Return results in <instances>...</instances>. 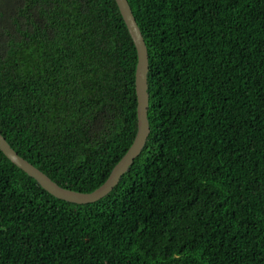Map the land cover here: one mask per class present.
<instances>
[{
    "label": "trees",
    "instance_id": "trees-1",
    "mask_svg": "<svg viewBox=\"0 0 264 264\" xmlns=\"http://www.w3.org/2000/svg\"><path fill=\"white\" fill-rule=\"evenodd\" d=\"M148 135L116 186L59 201L0 153V264H264V0H126ZM113 0H0V136L90 193L136 129Z\"/></svg>",
    "mask_w": 264,
    "mask_h": 264
},
{
    "label": "water",
    "instance_id": "water-1",
    "mask_svg": "<svg viewBox=\"0 0 264 264\" xmlns=\"http://www.w3.org/2000/svg\"><path fill=\"white\" fill-rule=\"evenodd\" d=\"M118 14L125 27L127 35L133 45L136 62L133 73V88L135 95V121L136 129L133 140L121 156L119 161L112 167L105 181L90 193H77L62 189L51 182L45 175L28 164L7 145L0 136V153L16 169L34 181V183L49 196L56 200L73 205H86L94 203L105 197L116 186L120 177L127 171L132 161L140 153L148 135V124L146 119L147 93V55L146 48L140 31L134 21L132 13L126 0H113Z\"/></svg>",
    "mask_w": 264,
    "mask_h": 264
},
{
    "label": "rangeland",
    "instance_id": "rangeland-1",
    "mask_svg": "<svg viewBox=\"0 0 264 264\" xmlns=\"http://www.w3.org/2000/svg\"><path fill=\"white\" fill-rule=\"evenodd\" d=\"M135 123H136V121H135Z\"/></svg>",
    "mask_w": 264,
    "mask_h": 264
}]
</instances>
